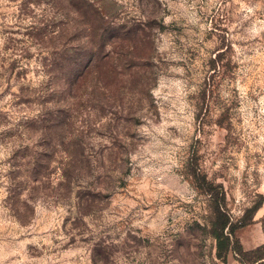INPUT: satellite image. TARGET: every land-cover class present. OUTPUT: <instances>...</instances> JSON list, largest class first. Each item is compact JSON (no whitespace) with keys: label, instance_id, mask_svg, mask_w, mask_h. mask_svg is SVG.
Returning <instances> with one entry per match:
<instances>
[{"label":"rangeland","instance_id":"1","mask_svg":"<svg viewBox=\"0 0 264 264\" xmlns=\"http://www.w3.org/2000/svg\"><path fill=\"white\" fill-rule=\"evenodd\" d=\"M192 155L264 197V0H0V264H236Z\"/></svg>","mask_w":264,"mask_h":264},{"label":"trees","instance_id":"2","mask_svg":"<svg viewBox=\"0 0 264 264\" xmlns=\"http://www.w3.org/2000/svg\"><path fill=\"white\" fill-rule=\"evenodd\" d=\"M220 60V54L211 60V66L215 72L223 67ZM185 170L196 189L207 194L211 199L213 216L210 221L209 233L215 239L216 257L224 261L226 254L232 251L242 264H246V261L255 263L263 259L260 247L243 250L235 236V231L253 222V214L261 207L264 197L261 196L259 201L250 207L241 219L234 222L226 210L225 193L222 186L207 179V176L199 168L194 155L187 161Z\"/></svg>","mask_w":264,"mask_h":264},{"label":"crops","instance_id":"3","mask_svg":"<svg viewBox=\"0 0 264 264\" xmlns=\"http://www.w3.org/2000/svg\"><path fill=\"white\" fill-rule=\"evenodd\" d=\"M236 264H240L239 262L235 261Z\"/></svg>","mask_w":264,"mask_h":264}]
</instances>
